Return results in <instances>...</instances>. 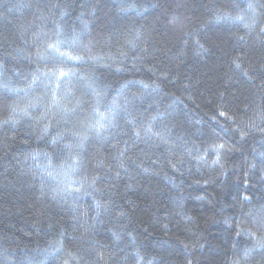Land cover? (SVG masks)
I'll use <instances>...</instances> for the list:
<instances>
[{"label": "trees", "instance_id": "obj_1", "mask_svg": "<svg viewBox=\"0 0 264 264\" xmlns=\"http://www.w3.org/2000/svg\"><path fill=\"white\" fill-rule=\"evenodd\" d=\"M232 4L0 0V65L6 70L0 79L23 88L38 66L44 70L35 58L36 36L46 32L54 38L53 22H58L65 33L79 34L83 46L91 45V55L105 57L102 64L89 62L75 71L94 78L109 100L127 85L118 99L131 102L137 125L156 116L155 128L168 138V143L137 139L122 118L108 140L92 134L82 150L76 148L74 133L85 134L96 103L80 79L62 85V92L70 88L73 93L68 106L79 102L76 113L57 111L31 127H0V264H64L70 251L84 257L80 264H137V253L143 264H228L250 244L245 237L237 242L236 228L255 231L252 218L264 207V131L258 130L264 128V35L217 23V13ZM172 16L181 23L170 25ZM137 33L133 46L128 41ZM41 96L46 104L49 96L42 87L31 98ZM17 102L24 106V100L0 88V121ZM220 111L234 116L241 128H258L245 129L241 139ZM44 123L47 134L41 132ZM57 133L64 140L54 145L50 141ZM213 142L230 149L222 167L198 159ZM67 144L81 152L75 179L100 178L92 195L54 199L50 187L41 189L36 165L42 158L34 161L32 154L47 153L59 164L68 158ZM96 200L104 207L97 210ZM248 264H264V254Z\"/></svg>", "mask_w": 264, "mask_h": 264}, {"label": "snow or ice", "instance_id": "obj_2", "mask_svg": "<svg viewBox=\"0 0 264 264\" xmlns=\"http://www.w3.org/2000/svg\"><path fill=\"white\" fill-rule=\"evenodd\" d=\"M134 8V5L128 6V10H134ZM215 21L217 23L223 22L239 27L244 30L245 35H251L257 29H259V34L264 35V0H233L231 9L218 12L215 16ZM53 23L55 25L54 38H48L46 32H41L36 36V40L40 43V46L37 47L35 58L38 65H43L44 70H41L38 66L34 72L30 73V79L26 78L27 83L23 88L12 87L11 81L0 79V88H2L5 93L25 101L23 107H20L19 102L9 106L6 118L0 121V127L6 126L15 128L22 123H28L31 127L33 122H35V124L46 122L49 114L57 111L62 112L64 116H71L76 113L80 105L79 102H77L75 106H68L72 103L71 98L73 93L70 88L64 89L62 92V85L66 83L70 85L74 79H80L86 83L89 92L96 98V103L92 108V116L90 123L86 126L85 134L77 135L74 133L76 148L82 150L83 145L92 134L95 135L97 140H108L111 130L117 127V121L122 118L126 119L132 126L134 136L137 139H156L163 143H168L166 133L161 129L155 128L154 122L158 117L154 116L137 125L136 120L132 118V113L129 110L131 102L125 101L121 103L118 99L123 95V90L127 85L122 86L121 89L117 91L116 96H113L111 100H109L105 89L97 85L94 78L82 76L75 71L76 68L89 62L102 64L105 57L91 55V45L83 46L79 34L65 33L58 22L54 21ZM180 23L179 18L176 16H172L169 19V24L173 27ZM136 39H139V33L136 34L134 39L129 40L128 43L134 46ZM238 39L243 42L245 37L240 36ZM185 44H187V40H185ZM196 44L200 49L203 48V46L199 44V41H196ZM109 59L111 58L109 57ZM233 63L236 69H241L240 63L236 61ZM5 71L3 66L0 65V78H4ZM16 75L19 76L20 73H16ZM242 75L246 78L248 76L247 72H242ZM40 87H42L45 94L49 96L46 104L43 103V96L36 97L35 99L31 98L32 93ZM142 87L148 89L150 85L142 84ZM153 91H155V89H153ZM37 112L40 113L39 116L36 115ZM219 116L224 117L226 121H230L232 124L236 125V131L239 132L241 139L245 137L247 131L257 130L258 128V126L254 125H245L244 128H241L240 125L236 123L235 117L228 115L226 111H220ZM245 129H247V131ZM258 130L264 131V128H259ZM41 132L42 134L48 133L47 123H44ZM63 140L64 136L57 133L56 136L51 138L50 142L54 145H58L61 144ZM126 143L127 142H125V145ZM64 147L69 151V155L67 159H63L59 164L47 153L32 154V159L34 161H39L42 158V162L36 165L38 169L37 178L40 180L41 189L43 190L46 185L50 187L54 199L56 197L66 199L67 196H72L74 193L77 194L73 196L74 200L79 199L81 195H92V192L97 190L95 186L100 178L98 176H93L90 178L84 177L83 180L75 179V177L80 174V169L82 167V160L80 158L81 152H73V144H67L64 145ZM229 150L230 149L226 147L225 143L213 142L203 150V154L200 155L198 159L204 163H210V166L219 165L222 167V157L224 153ZM125 151L126 147L121 151L120 155L123 156ZM210 155L213 156L214 159H211L209 162L207 158ZM122 166L123 164H121V167ZM117 175H119V173H117ZM89 189L92 191H88ZM245 200L250 202L248 197H245ZM95 207L99 210L103 208L104 205L99 200H96ZM251 223L256 229L255 231L251 228H242L237 225V242H239L240 237H245L250 244L242 247L236 252L234 258H231L228 264H248L254 256L264 254V235H257L258 232L264 233V207H262L260 215L253 216ZM61 236H63V234H61ZM57 243L60 247H56L54 252L58 253L62 250L63 239L58 240ZM235 247L236 245L234 244L233 248L235 249ZM68 256L70 259L65 260L64 264H71L72 261H75L76 264H80V262L84 260L83 256H78L71 251L68 253ZM136 262L137 264H143V257L140 256L139 253L136 254ZM147 264H152V261H148ZM189 264H191V262H189Z\"/></svg>", "mask_w": 264, "mask_h": 264}]
</instances>
